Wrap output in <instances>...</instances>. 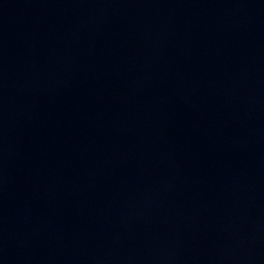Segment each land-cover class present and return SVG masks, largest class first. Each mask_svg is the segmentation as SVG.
Instances as JSON below:
<instances>
[{
  "label": "water",
  "instance_id": "obj_1",
  "mask_svg": "<svg viewBox=\"0 0 264 264\" xmlns=\"http://www.w3.org/2000/svg\"><path fill=\"white\" fill-rule=\"evenodd\" d=\"M0 264H264V0H0Z\"/></svg>",
  "mask_w": 264,
  "mask_h": 264
}]
</instances>
